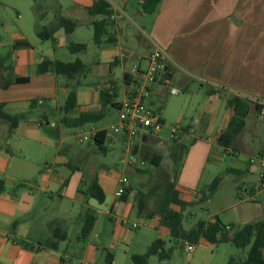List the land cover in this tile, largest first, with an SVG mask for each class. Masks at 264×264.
Listing matches in <instances>:
<instances>
[{
    "label": "crops",
    "instance_id": "1",
    "mask_svg": "<svg viewBox=\"0 0 264 264\" xmlns=\"http://www.w3.org/2000/svg\"><path fill=\"white\" fill-rule=\"evenodd\" d=\"M108 1L112 7L111 32L114 34L115 41L103 42L99 45H94L91 42V54L82 56L81 51L88 47V43L85 42L83 50L74 53L68 51L70 56L68 55L66 59H56L64 62L78 59L84 64V67L80 73L72 78H67L69 82H62L59 85L54 81V85L55 87L59 85L60 91L66 96L69 91L68 84H72L77 79L75 84L78 88L71 90L75 93L77 111L99 109V90L102 88L108 89L110 94L119 95L117 99L110 97L106 100L117 106L129 91L133 81L137 79L133 72H129V69L132 71L133 65L138 68L145 67L146 55L155 47H162L167 61V73L164 78L159 77L156 82L151 83L144 96V101L154 112L161 111V108L158 107L156 110L153 107L152 97H162L166 92L173 95L179 91L193 92L192 84L197 88L206 87L204 108L197 112L194 126L189 123L182 124V116L175 117L174 124H178L182 130L177 133L176 138H187L190 141L181 157L177 175L173 179L177 185L175 187L170 184V181H167L170 186L162 197L163 199L167 196L171 187H174L178 190L180 199L191 201L194 192L191 193L192 197L186 199L187 197L181 190L190 192L192 189L193 191L212 154L218 150L229 152L227 151L228 147L223 148L216 143L217 135L224 129L231 115L229 108L224 106L226 114L224 113L218 127H213L218 112L224 105V99L220 94L246 97L264 105V0H160L155 11L149 14L142 12L141 0ZM36 2L41 7L43 14L52 15V21L56 16L70 17L77 21L76 26L68 33L63 32L60 28L52 33L48 39L54 45L62 33L65 39V48L70 42H81L71 40V35L75 31H84L91 35V16L85 8L91 4L92 0H37ZM136 36L138 37L137 42H135ZM24 43L27 44L25 41ZM55 51L54 48L53 52ZM133 58L136 62H129ZM27 61L26 57H22L17 61L16 66L21 68V71L28 68L29 73L35 74V65L33 63L28 65ZM42 74L53 73L45 71ZM79 75L88 81L83 83ZM15 78H27L26 82H28V77L25 75ZM175 80L179 82L182 90L172 86L168 90H160L163 85ZM12 84L19 83L13 81ZM170 88H174L176 92L170 93ZM0 102L5 104L4 109L14 106L12 99ZM166 104L162 113L159 114L163 124L166 117ZM59 106L56 105L58 121L60 114L57 108ZM47 122L46 116L42 114L37 124H46ZM51 126H54L53 122H51ZM104 129L103 126L92 125L88 127L87 132ZM58 130L61 131L60 128ZM195 131H197L196 134ZM262 136L263 134L259 137L260 144ZM160 137L159 131L158 136L148 135L137 140L133 148L135 157L143 160L142 156L146 152L156 154L159 157L156 166L159 165L162 155L152 151V141ZM173 141L176 143V139ZM110 144L114 145V143ZM258 149L259 147L254 153ZM236 151V147H231L232 153L236 154ZM143 162L145 165L144 160ZM59 164L67 165L68 163L63 158L62 161L53 162L52 165H45L38 174V181L41 186L52 185L57 188L59 198L77 203L80 215L77 218L47 216L42 219L34 204L33 192L27 191L21 186L18 187L10 181V186L6 190V182L2 181L0 191V264H70L68 261L73 259H77L78 264H89L96 255L97 244L92 242V238L99 235V232L96 231L98 219H94L92 228L86 237L83 238L80 235V227L83 223L82 208L89 207L95 211L94 207L85 200L87 197L77 191V186L83 181V177L77 166H55ZM142 170H145L144 166L140 169L124 168V171L128 173ZM93 177H96L98 185L105 193L98 176L93 175ZM111 177L114 178V173ZM23 182L31 187L30 184ZM242 185L243 183L239 184L237 188L239 189ZM127 189L128 192L131 190L130 181ZM113 191L114 179L111 195L108 197L104 194V200L100 203L107 206L108 212L111 211L115 203L117 204L115 209L123 210L127 216H139L143 221L154 218L157 224L153 227L162 228L163 233L168 236L167 229L159 224L158 216L150 215L162 199L152 205L149 203L150 201L144 202L142 194L134 190L135 198L130 202H123L126 197L124 200H119L113 195ZM258 200L256 198L251 201L252 203L249 201L251 204H247L249 205L248 210L251 206L254 209L250 210L249 214L247 213L249 218L256 219L257 216L263 214V209L257 203ZM242 202L244 201L241 200L238 204L241 205ZM170 207L178 208L174 204H171ZM15 212L18 213L17 216L14 215ZM43 225H47V231L49 234L51 233V238L49 234H45ZM121 225V222L116 218L114 230H111L112 243L116 242L117 235L122 234ZM229 236V233L225 234V237ZM153 240L155 239L147 241L148 244ZM108 254L110 263L111 255L109 252Z\"/></svg>",
    "mask_w": 264,
    "mask_h": 264
},
{
    "label": "rangeland",
    "instance_id": "2",
    "mask_svg": "<svg viewBox=\"0 0 264 264\" xmlns=\"http://www.w3.org/2000/svg\"><path fill=\"white\" fill-rule=\"evenodd\" d=\"M36 1L0 0V101L12 99L14 106L5 109L18 116L17 126L13 128H9L7 121L0 120V180L6 182L5 189L7 190L10 186V181L18 187L21 186L33 192L34 204L42 219L47 216L77 218L80 215L77 203L59 198L57 188L52 185L41 186L38 181V174L45 165H52L53 162L62 161L64 158L67 165L55 166H77L83 177L82 188L93 175H97L105 190L104 194L109 197L113 188L112 172L117 168L122 170L123 175L131 184V190L127 192L123 202L132 201L135 198L134 190H136L142 194L144 202L150 201L152 205L156 204L167 193L170 184L176 187L177 182L173 179L177 175L181 157L190 141L187 138H176V143H174L170 136L169 126L174 124L175 117L178 115L182 116V124L195 125L197 112L204 108L206 87L197 88L192 84L193 92L179 91L176 95L166 92L162 97H152L153 107L156 110L158 107L161 108V111H156L158 115L162 113L167 103L165 122L160 129L161 137L152 141V151L162 155L161 162L157 166L145 162V170L125 172L119 163V158L125 155L119 141H114V145H109L104 141L103 150H101L91 141L78 142L76 140V136L87 134L89 126L107 128L117 118L114 108L107 104L105 113L99 120L80 127L69 128L59 125L56 105H61L65 98L59 85L62 82H69L67 77L55 74H31L28 68L21 71V68L16 66L17 61L22 57L28 59V65L30 63L36 65L41 59L64 60L68 55L70 56L64 47L63 33L57 39V46L49 39L37 36L38 32L49 29L52 25V15L43 14ZM137 38L136 36L135 42ZM71 40L88 43V47L81 51V54L82 56L91 54L90 34L75 31L71 35ZM24 41L27 42V46ZM54 48L55 52H53ZM130 61L136 62L134 58ZM129 72H132L131 69ZM19 75L27 76L28 82L12 84L14 78ZM79 78H81L80 75ZM7 81L9 84L3 87L2 85ZM54 81L59 85L55 87ZM75 81L68 84V90L78 88ZM81 81L84 83L88 80L81 78ZM170 86L182 90L176 80L163 85L160 90H168ZM117 98L119 95L113 97V99ZM31 100L33 103L30 102ZM225 110L223 105L213 127H218ZM42 114L46 116L48 122L38 125ZM244 121L242 130L232 139L227 148L229 152L218 150L212 154L193 191L192 189L190 192L181 190L187 197L186 199L192 197L191 193L195 190L203 193L205 199L203 202L187 204L182 208L181 223L175 241L163 233L162 228L153 227L157 224L154 218L143 221L139 216H127L123 210L115 209L117 206L115 203L108 212L107 206L86 198L87 203L95 209V219H98L96 231L99 232L98 236L92 238V242L97 244V253L89 264H227L229 258L234 261L242 260L245 257L247 246L239 248L228 240L209 243L203 239L192 244L186 241L185 236L197 222L208 221L215 216L221 224L227 226V230L220 233V236H225L226 233L234 234L245 223L256 219L264 220V195L257 196L259 199L257 203L263 209V214L257 216L256 219L249 218L247 213L249 214L250 210L254 209L251 206L248 210L249 205L247 204L252 202L240 197L237 188L239 184L246 185L255 179V174L247 166L246 160L261 146L259 137L264 133V122L259 119L253 109H249ZM51 122L54 126H51ZM233 146L237 149L236 154L231 152ZM213 179H216L215 187L208 190ZM23 181L31 187L23 184ZM167 181H170V184ZM241 200L244 202L239 205ZM14 215L17 216L18 213L15 212ZM116 218L122 224L120 229L122 234L117 235L116 242L112 243L111 230H114ZM132 223L135 224L134 227L131 226ZM43 227L45 234H49L47 225ZM152 239H162L164 247L170 248L168 258L158 260L154 255H145L149 246L147 241ZM188 244L192 246V249H187ZM106 252L111 255L110 263L106 262ZM262 253L264 255V247ZM131 256H144V261L140 263ZM68 262L70 264L79 263L77 259Z\"/></svg>",
    "mask_w": 264,
    "mask_h": 264
},
{
    "label": "trees",
    "instance_id": "3",
    "mask_svg": "<svg viewBox=\"0 0 264 264\" xmlns=\"http://www.w3.org/2000/svg\"><path fill=\"white\" fill-rule=\"evenodd\" d=\"M160 0H141L140 8L143 13H152L155 11ZM86 12L91 16V42L94 45H99L103 42H114L115 37L111 32L112 28V7L108 0H92L91 4L85 8ZM76 20L74 18L65 16H56L52 21V25L49 29H43L37 33L39 38L48 39L52 36V33L56 29H62L63 32L68 33L76 26ZM25 44V43H24ZM85 48L83 42H70L66 45V49L70 53L78 52ZM84 64L75 59L73 61H60L42 59L35 65V74H42L45 71H50L56 75H64L67 78H72L76 74L80 73ZM14 83L26 82L27 78H14ZM8 81L2 85L6 87ZM212 91V90H209ZM115 93L110 94L108 89H100V108L97 110L77 111V103L75 93L69 90L66 93L63 103L57 108L60 114L59 121L64 127L75 128L80 127L86 123H92L99 120L105 113L107 104L110 107H116L113 103H108L106 100L110 97H114ZM224 99V106L231 110V115L227 121L226 126L222 129L216 138V143L226 148L229 146L232 139L242 130L244 126V118L247 115L249 109H253L258 115V111L262 104L257 100H253L246 97H240L237 95H221ZM31 100L30 102H32ZM5 104L0 102V120L7 121L9 128L16 127L18 122V116L11 114L4 109ZM94 145L103 150L102 144L104 142V130H97L92 137L91 141ZM142 159L152 165H156L158 162V155L150 154L146 152L143 154ZM81 181L77 186V191L82 193L87 198L94 199L98 204L104 200V193L97 183L96 177H92L89 182L82 188ZM216 179H213L208 186V190L214 189ZM2 189V180H0V191ZM128 189L118 197L119 200H124ZM205 199L204 194L196 191L194 192L193 199L191 201H185L178 197V190L171 187L167 196H165L160 204L152 210L150 215H157L159 224L166 228L168 236L176 240L179 232V225L181 223L180 212L182 208L191 203L203 202ZM171 204L176 205L178 208L173 209ZM81 214L83 216V223L80 227V235L84 238L89 233L95 219V211L89 207L82 208ZM227 228L221 224L219 219L215 216L209 221H199L196 225L187 232L185 238L188 243L195 244L199 239H203L209 243H214L220 240H228L235 247L243 248L247 246L245 257L242 260L234 261L229 258L227 264H264V255L262 249L264 247V220H255L250 223L243 224L234 234L229 237L220 236ZM190 245V244H189ZM170 248L164 247V241L162 239L153 240L145 253V255H154L158 260H162L169 257ZM106 262L109 263V254H105ZM133 259L138 262L144 261V256H132Z\"/></svg>",
    "mask_w": 264,
    "mask_h": 264
},
{
    "label": "built area",
    "instance_id": "4",
    "mask_svg": "<svg viewBox=\"0 0 264 264\" xmlns=\"http://www.w3.org/2000/svg\"><path fill=\"white\" fill-rule=\"evenodd\" d=\"M146 65L143 68L132 66V72L137 79L133 81L127 94L120 100L115 107L117 118L104 129V141L108 144L119 141L125 155L119 158L122 168L132 167L134 169L143 168L144 162L137 159L133 153L134 143L144 136H158L163 125L159 115L154 112L144 101V96L151 83L156 82L157 78H164L167 73V61L162 47H155L145 57ZM170 93H175L174 88L169 89ZM259 119L264 122V105L258 111ZM170 136L176 139L177 133L181 132L178 124L171 125ZM96 130L76 136L78 142L92 141ZM247 166L255 174V179L239 188V196L247 200L254 201L257 195H264V133L261 138V146L255 154L249 155L246 160ZM114 191L113 195L118 198L128 187L129 181L122 170L113 169ZM135 226L134 223L131 224ZM227 228V226H225ZM187 249H192L187 245Z\"/></svg>",
    "mask_w": 264,
    "mask_h": 264
}]
</instances>
